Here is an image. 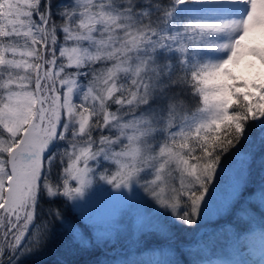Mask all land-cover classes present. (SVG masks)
Listing matches in <instances>:
<instances>
[{
    "label": "snow or ice",
    "instance_id": "obj_1",
    "mask_svg": "<svg viewBox=\"0 0 264 264\" xmlns=\"http://www.w3.org/2000/svg\"><path fill=\"white\" fill-rule=\"evenodd\" d=\"M53 247L264 264V0H0V264Z\"/></svg>",
    "mask_w": 264,
    "mask_h": 264
},
{
    "label": "trees",
    "instance_id": "obj_2",
    "mask_svg": "<svg viewBox=\"0 0 264 264\" xmlns=\"http://www.w3.org/2000/svg\"><path fill=\"white\" fill-rule=\"evenodd\" d=\"M68 214L69 215L72 214L70 209L68 210ZM257 232H259L258 228H257ZM63 258H65V257L58 254V249L56 247H53L51 252H49L43 256L37 257L36 259L40 260V261H46V262H48V264H51L52 261L63 259ZM67 258L78 260V261H88L90 259H94L95 257L85 253V254H80V255L67 257ZM211 259L220 260V259H223V257L213 256V258H211Z\"/></svg>",
    "mask_w": 264,
    "mask_h": 264
},
{
    "label": "rangeland",
    "instance_id": "obj_3",
    "mask_svg": "<svg viewBox=\"0 0 264 264\" xmlns=\"http://www.w3.org/2000/svg\"><path fill=\"white\" fill-rule=\"evenodd\" d=\"M211 258H213V257H211ZM213 260H215V259H213Z\"/></svg>",
    "mask_w": 264,
    "mask_h": 264
}]
</instances>
